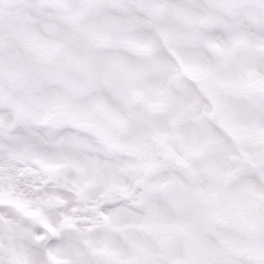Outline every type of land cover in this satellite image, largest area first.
I'll return each instance as SVG.
<instances>
[{
	"label": "snow or ice",
	"instance_id": "snow-or-ice-1",
	"mask_svg": "<svg viewBox=\"0 0 264 264\" xmlns=\"http://www.w3.org/2000/svg\"><path fill=\"white\" fill-rule=\"evenodd\" d=\"M0 264H264V0H0Z\"/></svg>",
	"mask_w": 264,
	"mask_h": 264
}]
</instances>
